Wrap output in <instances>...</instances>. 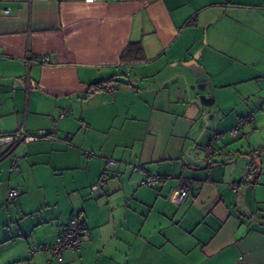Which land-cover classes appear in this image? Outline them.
<instances>
[{"label": "crops", "instance_id": "obj_1", "mask_svg": "<svg viewBox=\"0 0 264 264\" xmlns=\"http://www.w3.org/2000/svg\"><path fill=\"white\" fill-rule=\"evenodd\" d=\"M5 7L0 133L44 129L69 144L20 142L0 158V264H264V0ZM129 43L141 60L120 59ZM109 81L118 90L105 95ZM249 113L254 122L230 136ZM252 149L255 179L234 192ZM102 174L105 188L93 190ZM146 174L170 177L147 186ZM180 178L195 186L175 203ZM10 188L21 192L7 203ZM75 212L89 229L79 250L62 262L30 252Z\"/></svg>", "mask_w": 264, "mask_h": 264}, {"label": "built area", "instance_id": "obj_2", "mask_svg": "<svg viewBox=\"0 0 264 264\" xmlns=\"http://www.w3.org/2000/svg\"><path fill=\"white\" fill-rule=\"evenodd\" d=\"M71 1H84V2H95L100 0H71ZM1 13L8 14L10 12L9 7H5L0 9ZM49 55H44L43 59L48 60ZM130 72L129 67H125L123 70V73L125 75H128ZM28 82L26 81V88H27ZM102 90L105 95L111 94L113 92H116L118 90V86L115 83H104L102 85ZM67 114L66 109H62L59 112V117H64ZM254 122V116L253 113H249L248 115L239 116L236 120L235 124L227 131V133L232 136L236 137L242 128V126L246 123H253ZM50 131L52 133L55 131V127L52 126ZM52 139V140H61L67 144H69V141L67 140V136L64 135L61 139H59L56 135H50L48 130H39L35 134H30L24 131L22 127L17 129L14 132L11 133H4L0 134V158L4 156V153L7 149H9L12 145L18 142H31V141H37V140H43V139ZM221 134H216L206 145V149L208 150L204 159L206 162H209L212 160L213 156L219 151L218 142L220 141ZM259 150L252 149L249 153V158L247 161V164L245 165L244 171L240 179L234 183L230 184V188L232 191H236L238 187L242 184H245L246 182H249L253 179L254 174V168L256 164V158L258 155ZM87 155L90 153L86 152ZM15 159H13V162ZM107 163L109 165H115V161L113 159H107ZM169 175H152V174H146L141 181L142 184L147 186H153L156 183L160 182L163 179L169 178ZM105 178L104 174L101 175V178L94 183L91 188L93 190L98 188H105ZM195 186V182L192 178H180L179 184L176 189V194L173 198V201L175 203H179L184 197H186L189 194V190ZM21 190L18 188H10L6 192V201L11 202L14 201L18 195L20 194ZM89 234V229L86 227L83 217L80 213L75 212L68 222L62 225L61 232L58 235V237L53 242H44L41 245H32L30 247V252H36V251H48L52 257L57 262H62L63 260V253L68 249H80V242L83 238V236Z\"/></svg>", "mask_w": 264, "mask_h": 264}, {"label": "trees", "instance_id": "obj_3", "mask_svg": "<svg viewBox=\"0 0 264 264\" xmlns=\"http://www.w3.org/2000/svg\"><path fill=\"white\" fill-rule=\"evenodd\" d=\"M143 58V51H142V47L139 43H129L126 48L123 50V52L120 55V59L123 61H127V60H141ZM113 83V81H109L107 83ZM116 84V83H115ZM51 132V131H50ZM0 134H4V133H0ZM20 143V142H18ZM18 143H15L14 145H12L9 149H7L4 153V156H7L11 149ZM259 154V152H258ZM256 167L257 165L255 164V168H254V174H253V179L249 182L246 183H250L253 182L255 179V173H256ZM245 183V184H246ZM243 185V184H242ZM241 186V185H240Z\"/></svg>", "mask_w": 264, "mask_h": 264}]
</instances>
